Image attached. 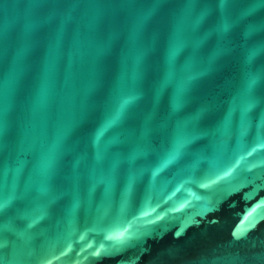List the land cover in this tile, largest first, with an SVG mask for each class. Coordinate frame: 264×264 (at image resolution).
Instances as JSON below:
<instances>
[{
    "label": "water",
    "instance_id": "water-1",
    "mask_svg": "<svg viewBox=\"0 0 264 264\" xmlns=\"http://www.w3.org/2000/svg\"><path fill=\"white\" fill-rule=\"evenodd\" d=\"M0 264H264V0H0Z\"/></svg>",
    "mask_w": 264,
    "mask_h": 264
}]
</instances>
